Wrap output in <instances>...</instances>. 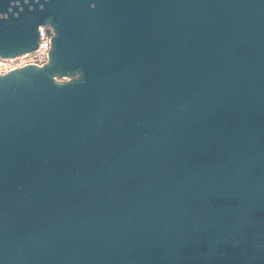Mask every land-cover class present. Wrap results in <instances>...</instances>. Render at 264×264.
Here are the masks:
<instances>
[{"label": "water", "instance_id": "obj_1", "mask_svg": "<svg viewBox=\"0 0 264 264\" xmlns=\"http://www.w3.org/2000/svg\"><path fill=\"white\" fill-rule=\"evenodd\" d=\"M0 264H264V0H0Z\"/></svg>", "mask_w": 264, "mask_h": 264}, {"label": "built area", "instance_id": "obj_2", "mask_svg": "<svg viewBox=\"0 0 264 264\" xmlns=\"http://www.w3.org/2000/svg\"><path fill=\"white\" fill-rule=\"evenodd\" d=\"M52 36V29L49 26L40 27V37L37 46L24 53L12 57L0 56V74L11 68H18L27 63L41 65L47 61L46 51L49 48L48 38Z\"/></svg>", "mask_w": 264, "mask_h": 264}]
</instances>
